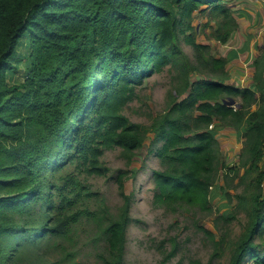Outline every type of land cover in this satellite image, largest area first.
<instances>
[{
    "label": "trees",
    "instance_id": "1",
    "mask_svg": "<svg viewBox=\"0 0 264 264\" xmlns=\"http://www.w3.org/2000/svg\"><path fill=\"white\" fill-rule=\"evenodd\" d=\"M204 5L215 20L212 36L227 42L238 22L226 0H0V264H13L18 253L17 264H42L40 244L68 239L83 214L99 220L86 204L78 207L92 192L79 187L69 162L107 175L105 149L120 147L129 165L147 138V156L157 157L153 201L211 212L220 191L235 196L233 217L240 211L246 220L229 244V264H264V49L253 61V85L230 83L229 57L185 32ZM182 39L193 46V59ZM22 60L25 80L10 83ZM165 65L173 88L166 106L150 123L131 120L125 105ZM193 72L201 76L191 80ZM215 122L244 130L236 165L222 159ZM129 173L115 175L123 203L100 227L102 264H125ZM220 174L224 186L242 189L233 195L216 184ZM32 252L41 259L31 260Z\"/></svg>",
    "mask_w": 264,
    "mask_h": 264
},
{
    "label": "rangeland",
    "instance_id": "2",
    "mask_svg": "<svg viewBox=\"0 0 264 264\" xmlns=\"http://www.w3.org/2000/svg\"><path fill=\"white\" fill-rule=\"evenodd\" d=\"M245 1L246 3L250 2L249 0ZM233 2L234 0H226L232 9ZM190 24L194 26V29L186 30V34L191 33L195 40L209 44L214 55L225 56L223 53L230 49L229 46L233 42L228 40L221 43L212 36L216 24L209 15V8L206 5L193 12ZM263 26L264 22L260 24V27ZM260 30L262 33L255 30L257 36L262 34L257 37L259 54L263 52L264 46L262 45L264 30L263 28ZM181 45L193 59V46L187 44L184 39L181 40ZM25 46L28 47L27 40ZM25 56L27 57V55ZM231 61L229 58L230 79L234 77L233 80L229 79L228 81L237 86H248L246 81L251 80V68L246 69L243 65L236 69L234 68L236 65L231 64ZM27 67V61L22 60L19 68L9 73V82L24 81L29 72ZM171 73L172 71L168 70V66L165 65L161 70L147 76L143 84L137 87V95L134 99L125 105L124 113L133 121L150 123L151 113L161 111L166 106L168 91L173 89ZM200 76L193 72L191 80H196ZM242 77L243 80H241ZM223 101L237 104L233 99H224ZM216 125L215 130L218 131L216 137L220 143L222 159L229 166L236 165L242 147L244 130L218 122ZM149 143L150 138H147L143 148L137 152L129 165L122 156L120 147L105 149L100 159L110 169L107 175L89 172L86 167L88 164H81L80 161L78 163L69 162L68 170L76 177V181H79V187L86 186L92 192L78 204V207L84 208V204H86L85 207L97 211L96 215L100 214L101 217L96 221L93 217L88 218L83 214L81 221L76 222L73 226V231L68 239H61L51 246L40 244L38 249H35L44 260L42 264H68L69 261L76 264H102L99 254L105 249V240L99 235L100 227L107 215H117L123 203V197L115 179L119 169L130 170L125 181V189L128 193L133 194L130 210L131 220L128 225L124 255L125 264H229L231 255L229 244L238 237L246 220L244 212L240 211L236 212V218L233 217L236 197L229 200L220 191L217 196L211 199V212L187 203L176 204L175 208L155 203L153 201L152 168L156 166L157 157L154 154L147 156L146 150ZM261 164L264 168V159ZM133 171H136L135 174ZM222 172H224L223 169ZM237 182L238 179L235 178L232 186H235ZM216 184L224 186L223 174L219 175ZM224 187L233 195L242 189V186L238 185L235 188ZM220 215L231 220L225 221L223 218H218ZM217 218L218 228L215 227ZM205 230L213 231L215 238L212 239ZM225 232L227 234L224 242L216 243L217 240L220 241ZM171 252L173 253L168 256ZM38 254L32 252L31 260L41 259ZM20 255L21 253H18L12 257L14 258L13 264H17ZM246 264L254 263L248 261Z\"/></svg>",
    "mask_w": 264,
    "mask_h": 264
},
{
    "label": "crops",
    "instance_id": "3",
    "mask_svg": "<svg viewBox=\"0 0 264 264\" xmlns=\"http://www.w3.org/2000/svg\"><path fill=\"white\" fill-rule=\"evenodd\" d=\"M249 1L248 3L245 0H234L233 2V13L237 19L238 27L229 39L233 44L229 46L230 49H227L228 51L223 53V55L229 57L230 61L232 60L231 64L236 65L234 66L236 69L243 65H245L244 68L246 69L251 68V80L246 81V83H248V86H252L253 72L255 70L253 61L260 53L257 48L259 45L257 37L262 36V34L257 36L255 30L257 32L260 31V33H262L261 28L264 30V26L260 27V24L264 22V5L253 0ZM232 78L230 80H233ZM241 80H243V77Z\"/></svg>",
    "mask_w": 264,
    "mask_h": 264
},
{
    "label": "built area",
    "instance_id": "4",
    "mask_svg": "<svg viewBox=\"0 0 264 264\" xmlns=\"http://www.w3.org/2000/svg\"><path fill=\"white\" fill-rule=\"evenodd\" d=\"M253 1L258 2V3H261L262 2V4L264 3V0H253ZM230 106H233L234 108H236L237 104H230ZM209 127L212 128L213 127V124H210Z\"/></svg>",
    "mask_w": 264,
    "mask_h": 264
},
{
    "label": "water",
    "instance_id": "5",
    "mask_svg": "<svg viewBox=\"0 0 264 264\" xmlns=\"http://www.w3.org/2000/svg\"><path fill=\"white\" fill-rule=\"evenodd\" d=\"M264 45V44H263Z\"/></svg>",
    "mask_w": 264,
    "mask_h": 264
}]
</instances>
